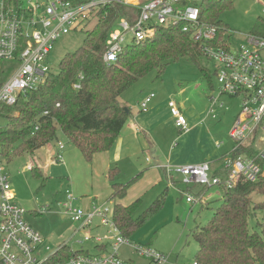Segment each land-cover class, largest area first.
Segmentation results:
<instances>
[{"label": "built area", "instance_id": "built-area-1", "mask_svg": "<svg viewBox=\"0 0 264 264\" xmlns=\"http://www.w3.org/2000/svg\"><path fill=\"white\" fill-rule=\"evenodd\" d=\"M202 1L205 0H87L83 3L71 0H0V60H18L17 67L0 86V103L12 105L19 95L36 90L44 82L51 71L47 63L48 53L59 36L84 28L94 18L97 21L100 7L119 3L136 11L129 14L131 19L118 18L109 31L103 62H114L127 44L152 37L157 26L178 25L183 32L190 34L193 41L201 43L204 56L213 62L218 92L209 98L208 111L211 113L215 106L224 105L219 100L222 95L241 100L240 109L228 130L234 147L229 153L224 177L214 175L210 178V164L203 160L182 165L165 164L163 169L167 178L172 181V174L176 173L181 176L183 184L225 188L232 187L238 177L254 181L261 172L260 162L264 161V35L246 34L242 43L232 47L223 33L219 45H215L217 27L199 19ZM262 21L264 23V19ZM127 34H131L129 39ZM74 87L78 88V84ZM154 96V92H149L139 107L146 109ZM167 107L179 133L188 132V121L174 100H168ZM211 117L217 118L214 113ZM57 147L62 149L63 145L58 142ZM233 153L236 155L232 156ZM60 160V153L52 159L53 162ZM2 171L1 167L0 264H45L61 244L50 252L49 244L25 221L26 210L13 201L10 185ZM182 193L187 202H194L188 190ZM73 203L74 195L66 190L62 204L65 215L79 222V228H89L98 219L99 225L107 229L108 235L104 238L109 249L95 253L87 251L54 264H131L119 255L122 246H128L146 264H165L163 253L120 234L112 221V209L94 205L84 210ZM91 239L97 245L104 243L102 236L98 235L86 234L82 241ZM192 264L197 263L194 261Z\"/></svg>", "mask_w": 264, "mask_h": 264}, {"label": "trees", "instance_id": "trees-1", "mask_svg": "<svg viewBox=\"0 0 264 264\" xmlns=\"http://www.w3.org/2000/svg\"><path fill=\"white\" fill-rule=\"evenodd\" d=\"M229 3L230 0L200 3L199 19L217 27L215 45H219L224 29L219 8L228 7ZM131 11L136 9L115 2L100 7L99 18L85 31L82 46L67 53L57 71L51 70L36 90L19 95L14 104L0 103V113L6 118L0 127V157L10 159L23 153L32 154L49 143L58 142L60 132L86 162H91L93 154L106 151L115 143L130 115V109L118 101L119 96L152 70L161 77L170 62L181 58L198 64L208 80V89L213 88L208 72L200 65L199 60L205 57L201 43L193 41L178 25L157 26L152 37L127 44L114 62H103L109 31L118 18L131 19ZM253 33L264 35L257 30ZM17 64L18 60H0V86ZM260 170L254 181L238 177L232 187H220V205L205 225L191 229L190 234L197 243L194 256L197 264H264V200L254 202L252 198L253 194L264 198V161L260 162ZM31 171L42 176L38 168ZM117 173L116 168L108 171L111 198H122L134 179L117 182ZM225 174V167L215 173L220 177ZM165 197L166 190L139 212V198L127 205L116 203L112 221L120 234L130 239L163 207ZM256 210L263 212L261 222L257 223L259 233L248 229V219ZM105 246L103 243L96 247L102 250ZM86 253L84 249L74 251L63 243L45 264Z\"/></svg>", "mask_w": 264, "mask_h": 264}, {"label": "rangeland", "instance_id": "rangeland-1", "mask_svg": "<svg viewBox=\"0 0 264 264\" xmlns=\"http://www.w3.org/2000/svg\"><path fill=\"white\" fill-rule=\"evenodd\" d=\"M263 10L264 0H230L228 7L219 8L218 16L224 28V39L229 38L230 45L236 47L242 43L244 35L253 33L256 30L263 32ZM96 19H92L84 28L71 30L55 40L52 50L48 53L47 57V63L53 72L58 70L61 59L67 53L73 52L82 46L85 31L95 25ZM130 37L131 34H127V39ZM199 61L200 65L206 69V72L210 76L212 85L214 86L212 90L208 89V80L201 71L200 66L185 57L177 62H170L161 77L158 76L155 70L140 77L121 94L122 96H119L118 101L120 103H127L133 109L136 108L137 102L143 96L149 92H154L153 101L161 98L174 100L186 119L199 113L201 114L209 104L210 96L217 95L218 84L213 74V62L206 57H201ZM219 100L224 105L215 106L213 111L203 120L200 141H203L205 144L208 142L212 147L218 144L221 151L231 152L234 142L229 137L228 130L240 109L241 100L228 97L227 95H222ZM133 111L136 110L133 109ZM213 113L216 114V119L211 117ZM172 122L173 117L168 110V114L163 115L160 120L159 125L161 128L154 132L155 138L157 135L159 136L158 141L164 150L163 152L166 151V146L175 137L179 135L181 137V133L178 134L179 131ZM5 123L6 118L0 115V127ZM160 129L161 131H159ZM59 139H62L66 145L70 144L60 132L58 133ZM166 141H168L167 144ZM258 146L260 147L262 144ZM151 156L150 152L148 154L143 152L130 158L131 162H127L121 174L123 181L129 179L132 164L137 166L138 170L131 176H134L140 170L144 171L149 164H153ZM146 157L150 159V162L145 161ZM31 161L33 159L30 153L12 156L10 159L0 157V168H3L2 172L7 177L13 201L26 210V214L24 215L25 221L49 244L50 252L56 250L57 246L64 242L74 251L83 248L84 250L88 249L91 252H96L93 248L94 243L84 241L80 243L76 241L79 236L82 237L83 231L77 233L75 239L69 240L68 238L73 228H76L80 223L66 216L64 213L65 209L62 206L66 199V189H69L67 177L62 173L55 174V172L52 173L51 171H47L48 175L45 177L37 175L31 171L33 168ZM59 162L57 161V163ZM28 168L31 169L29 170ZM211 174L212 171L209 170L208 176L210 178L212 177ZM172 177H179V183L183 188L187 187L186 185L191 187L193 190L192 194L195 192L192 195L194 202L188 203L185 201V198L179 199L174 209V219L178 216L181 224H177L176 220L172 223H166V225L157 229L153 236L156 237L157 243L160 242L168 246V250L164 252L166 256L165 264H192L197 250V243L192 238L190 231L194 227L205 225L208 222L215 208L221 203L222 190L217 185L205 187L197 183L183 184L180 180L181 176L176 173H173ZM161 181L160 187L164 188V184L166 183L162 173ZM198 190L206 194L205 200L201 202L198 200V195H196ZM252 198L254 202L264 200L259 194H253ZM73 204L76 205L75 201ZM144 207L146 206H142V208ZM262 216L263 212L256 210L249 217V231L260 232V227L257 223L261 222ZM170 249L172 250L169 253Z\"/></svg>", "mask_w": 264, "mask_h": 264}, {"label": "crops", "instance_id": "crops-1", "mask_svg": "<svg viewBox=\"0 0 264 264\" xmlns=\"http://www.w3.org/2000/svg\"><path fill=\"white\" fill-rule=\"evenodd\" d=\"M212 87L214 88V86ZM153 98L144 110L138 105L140 101L137 102L136 108H133L136 111H133L132 106L127 105V103H121L130 109V115L126 123L115 143L108 150L93 154L91 162H86L77 148L70 144L66 145L62 139H59L58 142L63 145L62 149L57 147L58 142L49 143L32 153L33 161L31 163L33 168H38L44 177L48 175L47 171L55 172V174H64L68 179L67 185L69 189L67 188L66 190H71L74 195L76 203L74 206L81 207L84 210H89L94 205H105L112 209L116 203L127 205L139 198L141 199L139 212L146 208L161 192L166 190L163 207L130 236L132 242L148 244L153 249L164 254L165 250H168V246L160 242L157 243V239H155L156 237L153 234L157 229L166 225V223H172L174 220H176L177 224L180 223L178 216L174 219V209L177 201L185 198L182 193L183 191L188 190L192 194L193 190L188 185L183 188L179 183V177H173L172 181L169 180L163 169V165H182L205 160L210 164L211 176H214L215 173H219L225 167L230 152L221 151L218 144L212 147L208 142L205 144L203 141H200V135L203 130L201 124L210 114L208 111L209 105L206 106L205 111L201 114L199 113L187 118L190 126L189 131L181 134V137L180 135L175 137L166 146V151L163 152L164 150L159 145V136L156 134V139L154 132L161 128L159 124L162 116L168 114V99L161 98L153 101ZM172 123L174 125V122ZM178 134L180 133L178 132ZM143 152H146V154L150 152L152 154L153 164H149L144 171L140 170L134 176H131L138 170V167L132 164L129 179L123 181L121 174L127 162H131L130 158ZM58 153L61 154L60 162H53L52 159ZM145 161L150 162V159L146 157ZM113 168L118 170L117 182L124 183L134 178L122 198H111L108 171ZM159 171L165 178L166 184H164V188L160 187L162 181ZM196 195H198V198L200 197V202L205 200L206 194L203 191L198 190ZM144 205L146 207L142 208ZM80 232H82V237L79 236L76 239L80 243L83 242L82 238L86 234L92 237L97 235L102 236V239L105 235H108L107 229L99 225L98 219H95L93 225L89 228H79V225L73 228L68 237L69 240L75 239L76 234ZM103 241L106 246L102 250L96 247L97 244L92 239L84 242L94 243L93 248L96 252H99L109 249L107 239L104 238ZM85 250L91 252L88 249ZM171 250H169V253ZM119 255L131 264H146L144 260L133 254L128 246H122Z\"/></svg>", "mask_w": 264, "mask_h": 264}]
</instances>
